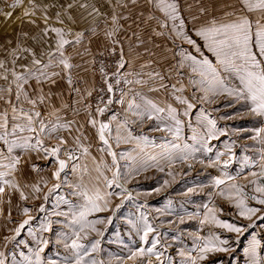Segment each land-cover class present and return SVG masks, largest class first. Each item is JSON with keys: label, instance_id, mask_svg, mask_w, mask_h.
<instances>
[{"label": "snow or ice", "instance_id": "6c2138e0", "mask_svg": "<svg viewBox=\"0 0 264 264\" xmlns=\"http://www.w3.org/2000/svg\"><path fill=\"white\" fill-rule=\"evenodd\" d=\"M149 3H155V7L163 13L165 21L161 23V27H167L168 21L172 22L171 34L175 39H179L181 43L190 45L195 54L188 51H182L183 59L180 62V66L184 67L187 64L191 71L198 76V79H189V84L193 85L197 91L202 95L199 96V100L204 103H213L215 98L226 96L234 98L235 101H243L248 106V111L255 117L264 120V0H235V4L227 5L231 8V11L224 13L227 19L216 20L202 24L199 27L193 29L194 37H198L204 43L200 45L188 31H186V22L182 17L180 0H148ZM98 0H64L60 3L59 0H52L51 4L43 5L42 19L44 27L40 29L39 33L35 36H30L25 32L22 34L24 40H32L42 51L39 53L34 47H23L19 49L20 53H27L31 57L28 64L19 63L20 56L17 54V49H13L9 52L11 59L7 57L0 60V101H2L7 108L0 112V142L6 146L8 156H2L3 160L7 163H0V168L5 169L0 171V184L7 185L11 188H17V185L11 183L5 177L17 170L20 164V157L12 155L16 149L24 151H36L43 152L44 158L48 157L56 158V164L58 165L56 171L52 173L54 178H59L61 172L66 167V161L59 159V154L64 151V154L69 160H74L76 157L71 151H66L65 146L68 141L63 136H57V144L53 147H44L43 136L46 134L52 136L60 131L71 132L73 121L62 122L57 116L56 121L50 124H46L42 119V112L37 110L38 105L45 104L46 101L51 99L50 94L43 93V85L45 83L55 84V77L60 76V73L51 72L48 69L52 67L53 60L56 61V65L62 68V71L66 75V81L70 90L79 92V89H75L71 76V70L74 65L71 63V56L66 55V46H72L74 44H82L83 38L87 35L86 31H78L74 26L80 24L83 21L88 23V17L92 18V23H97V18L102 15L100 8L97 6ZM135 3V0H133ZM25 4L30 7L24 8L23 17L29 18V23L35 24L36 20L32 19L36 16V9L41 7L38 0H13L8 6L9 9H16L23 7ZM116 5L123 7L125 5L120 3V0H116ZM191 7V5L189 6ZM50 8H58L55 12V23L60 26H54L49 24L51 17L48 15ZM89 9H91L89 11ZM204 10L201 9V12ZM87 13V15H85ZM5 19L13 16V11H0ZM120 17L113 11L111 15V22L114 25L111 31L105 32V37L109 41L113 42V45L119 44V41H113L115 33L118 31L117 25ZM195 21V17L193 18ZM178 22V23H177ZM91 31L95 34V29ZM51 34H54V47ZM156 35H164L163 32H158ZM72 36L73 39L68 37ZM172 38V37H170ZM142 43V41H141ZM47 45V48H45ZM0 45V48H3ZM203 49H206L215 58V63L209 59L208 55L204 54ZM7 50V49H4ZM90 49H85V52ZM116 51L113 46L110 50L111 54ZM79 54V53H78ZM44 55H47L48 62L45 63L42 59ZM103 56L104 52H100ZM27 59V57H25ZM93 63L95 58H93ZM128 66V60L125 58L123 48L120 49L119 59L116 62L115 70L111 76L115 79L117 85H138L143 86L147 83L145 80L136 78L134 80L128 79L129 76L138 75L132 71L124 72ZM142 65L141 67H145ZM19 69V70H17ZM100 74L103 80V84L106 86L107 99L103 96L99 98L97 106L95 108V116L92 114L91 105H86L88 108L87 124L95 129V135L99 142L103 145L99 148L101 153H106L111 157V166L104 164L102 161L96 166L97 180L102 181L106 188L113 186L121 188L122 191H127L121 184L122 173L120 170L119 160L131 158L127 153H117L113 150V140L118 146L121 143H129L133 139L131 132L127 135H121V129H125L128 123L127 120L117 123L115 137H111V121L117 120V116L113 115L109 122H105L97 117H102L109 110V106L118 103L124 105V97L127 93L121 90V95L118 99H113L114 87L110 82L108 73L105 71V65L103 61L100 66ZM149 80H155L159 78V89H166L168 85L164 83L165 77L159 72H152L147 74ZM234 76L238 80V84L230 86L228 83V77ZM64 78V77H61ZM35 82L36 88L33 89L36 92L35 98L28 92V88L32 86V82ZM174 93H182L184 86L176 87L172 85ZM150 91H156L157 88H150ZM92 91L86 92L88 97L92 96ZM136 96H140V93H135ZM175 101L181 105H186L184 115H188V112L195 106L189 102L187 98L181 95L174 96ZM140 99L144 101L143 106L136 102L135 98L127 101V107L125 111L131 116L140 120L148 119L149 121L154 118H158L159 114L167 112L168 119L174 122V127L166 126V130L171 133L176 139H179L182 127V121L178 118L177 109L172 105H168L167 108L158 107L151 100H146L143 96ZM84 97H81L83 102ZM23 103L30 105L27 110L22 106ZM19 105V107H18ZM103 105V106H101ZM231 106V105H229ZM62 107L69 108L70 105L64 104ZM8 109L11 110L9 115ZM54 110L49 115H55ZM155 114V116H154ZM201 119L206 122L207 137L201 138L203 143L201 147L205 153L211 152L212 148L208 141L217 139L218 133L223 134V130L217 129V124L214 119H210L206 114H202ZM135 123V121H133ZM84 127L81 125V128ZM251 131L252 136L249 137L256 144L260 145L257 149L259 155V162L253 160L250 157L245 156L240 172L243 173L245 168L256 166L259 171H249L245 179L248 184L252 185V192L249 194L246 191L247 185H238L232 183L227 187H221L225 185L226 180L234 181L236 177L229 175L227 172L223 173L221 177L212 178V186L220 189L217 195L224 197L237 209V214L245 220L250 221L247 226H237L234 223L221 220L217 216L218 209L210 208L207 204L203 205L205 211L203 213V219L200 220L201 225L210 224L217 228L224 229L227 232L237 233L242 235L247 228L253 227L256 220H264V124L260 127H254L252 129H245ZM79 132V129H77ZM27 133V135H22ZM75 147L80 149L84 154H88V147L81 144L80 135H76L74 138ZM193 139H196L193 136ZM35 140L34 143L32 141ZM145 145L148 143L146 136L136 138L137 147H141V143ZM166 151L161 153L160 157H149L153 162L151 166L158 167L160 171H164L159 166L160 160H165L169 164L175 161H187L190 157L194 158L195 152L200 149L194 148L190 145H183L173 143L170 146H163ZM225 148L227 153H231L232 145L226 144ZM226 152H217L216 160L210 161L208 166L215 167L220 162V157L227 154ZM232 159L223 161V164L227 166ZM203 163V161H200ZM189 167L191 165L189 164ZM104 169L111 172V177L105 174ZM135 171V169H133ZM168 175H172L169 171ZM168 182L165 181V184ZM55 185L54 187H58ZM81 188L79 195L82 198V203L70 208L67 213H55L56 215L70 216V221L65 224V227L71 230V237L67 233H62L63 242L65 248H70L71 257L65 258L64 264H97L96 260L91 257V253L99 251L100 240H89L90 233H96L97 236H103L104 232L101 231L97 225H102L105 220L99 217L92 218L96 213L109 211L110 197L114 194L111 191L102 192L99 187L94 189H88L85 186L78 185ZM33 193H39L41 191L38 184L32 185ZM51 191V189L49 190ZM160 191V189H156ZM189 191H192L189 189ZM5 192V187L0 186V194ZM129 196H125L124 199H130ZM20 199H27L25 193L20 191ZM47 199V195L45 196ZM254 201L256 205L261 207L252 206L249 202ZM120 205H116L118 209ZM23 214L28 216L29 209L23 208ZM40 211H44V206H40ZM115 215V210H112V216L107 217V222L111 223L112 218ZM195 215H199L196 213ZM255 218V219H254ZM31 216H28L14 231V235L11 237H5L6 242L16 240L21 234L25 225H28ZM142 223L136 228L138 234H140V240L148 244L150 247H139L135 250L129 249V255L127 260L132 261L133 264H143V258L145 256H155L157 261H160L162 253L156 251L157 244L160 242L156 236H151L152 233H157V230L149 223L146 216L141 214ZM181 218V223H183ZM42 231L47 232L50 230V222L42 226ZM151 237V238H150ZM71 239V243L68 244L67 240ZM199 243L195 248L189 250L187 254L184 251L180 252V255L184 257L182 264H203L208 259L209 255H215L218 253L232 254L235 250L228 247V240L221 239L219 236L213 234L209 237L198 238ZM87 241V243H85ZM48 239L40 238L38 240V247L35 251L29 249V254L25 255L20 253V259L15 256L11 258L10 264H43L42 253L49 245ZM192 251L196 252L193 256ZM261 251H264L261 241L255 236L249 241L248 246L244 249V255L246 257L247 264H264V256H261ZM120 260L121 257H116ZM0 264H9V257L5 251H0ZM55 264V262H52ZM102 264V262H101ZM148 264H152L151 260Z\"/></svg>", "mask_w": 264, "mask_h": 264}]
</instances>
